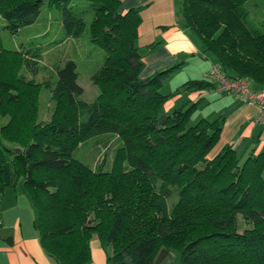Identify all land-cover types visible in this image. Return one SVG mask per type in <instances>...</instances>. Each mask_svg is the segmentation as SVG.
<instances>
[{"label": "trees", "instance_id": "obj_1", "mask_svg": "<svg viewBox=\"0 0 264 264\" xmlns=\"http://www.w3.org/2000/svg\"><path fill=\"white\" fill-rule=\"evenodd\" d=\"M84 1L0 0V20L12 34L35 24L46 6L63 12L58 43L80 38L91 20L90 40L103 50L91 78L99 95L89 104L80 99L74 61L56 67L53 85L28 78L44 69L42 47L7 49L0 27V118H8L0 126V215L4 191L22 181L41 246L56 264H90L95 236L110 251L109 264H153L161 249L176 253L180 264H264V151L243 160L229 145L209 158L224 119L192 121L198 102L165 106L181 92L215 84L191 80L162 93L183 64L141 79L139 10L123 14L121 0ZM249 1L183 0V21L223 74L258 90L264 31L248 23ZM50 86L54 110L43 123L39 98ZM106 134L122 141L111 172L74 158L80 144ZM239 215L248 226L242 232Z\"/></svg>", "mask_w": 264, "mask_h": 264}, {"label": "crops", "instance_id": "obj_2", "mask_svg": "<svg viewBox=\"0 0 264 264\" xmlns=\"http://www.w3.org/2000/svg\"><path fill=\"white\" fill-rule=\"evenodd\" d=\"M131 9H138L141 15L138 45L143 79L182 63L178 72L188 71L190 80H206L204 75L215 61L204 53L200 38L184 27L183 0H121L123 14ZM178 78L180 75L174 80ZM214 84L212 89L185 93L183 96L188 99L177 104L168 101L166 110L198 102L194 121L224 119L220 140L209 155L211 159L229 145L237 148L243 158L252 151L255 155L264 151V119L257 121V108L239 97L219 93ZM169 93H173L172 88ZM0 216V264H56L41 246L35 227L36 212L22 181L4 191ZM90 247V264H109L110 251L96 236ZM153 264H180V259L176 253L161 249Z\"/></svg>", "mask_w": 264, "mask_h": 264}, {"label": "rangeland", "instance_id": "obj_3", "mask_svg": "<svg viewBox=\"0 0 264 264\" xmlns=\"http://www.w3.org/2000/svg\"><path fill=\"white\" fill-rule=\"evenodd\" d=\"M76 1L77 5L80 4V6L87 4L84 0ZM246 8L248 10V23L264 31V0H251L247 3ZM62 15L63 12L61 10L45 6L42 8L41 14L35 24L22 28L16 34H12L8 29L4 28L6 24L0 20L3 44L7 49L26 52H29L28 47H42V66L44 69L34 76L28 73V78L34 77L39 82L49 81L53 85L57 80L56 67L63 66L67 61H74L77 64L78 84L84 90L80 99L92 104L99 95V89L92 83L91 78L99 68L103 50L90 40L88 27L91 20L87 21V30L80 38L69 39L66 42L58 43V40L62 38ZM53 41L54 43L49 46L50 49L44 48L46 44ZM187 72L183 71L180 73L177 71L173 73L165 80L160 91L166 94L169 93L171 88L173 89V93L177 91L182 85L191 81ZM177 75H180V78L174 80L177 78ZM140 77L142 80H145L142 76ZM52 90L53 86L43 87L41 90L38 113L39 122L46 123L51 120L54 110ZM184 94L185 92H181L169 101L175 104L185 101L188 99V96H183ZM84 120L82 118L81 121ZM7 121L8 118H0V126L4 125ZM192 121H194V118ZM3 142L7 146H14L5 141ZM121 146L122 141L117 135L106 134L97 136L80 144L74 154V158L93 171L102 170L103 172H111L113 170L116 152ZM177 200L178 197L176 194L169 198V207H172ZM237 225L239 232L248 228L240 215L237 218Z\"/></svg>", "mask_w": 264, "mask_h": 264}, {"label": "built area", "instance_id": "obj_4", "mask_svg": "<svg viewBox=\"0 0 264 264\" xmlns=\"http://www.w3.org/2000/svg\"><path fill=\"white\" fill-rule=\"evenodd\" d=\"M204 78L207 81L216 83L219 93L239 97L243 103L256 107L258 110L257 121H263L264 89H254L245 79L227 77L218 65H213L204 75Z\"/></svg>", "mask_w": 264, "mask_h": 264}]
</instances>
